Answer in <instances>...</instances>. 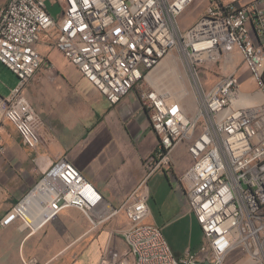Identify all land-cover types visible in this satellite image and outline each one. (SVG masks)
I'll list each match as a JSON object with an SVG mask.
<instances>
[{
  "label": "built area",
  "instance_id": "built-area-1",
  "mask_svg": "<svg viewBox=\"0 0 264 264\" xmlns=\"http://www.w3.org/2000/svg\"><path fill=\"white\" fill-rule=\"evenodd\" d=\"M47 2L59 6L57 15ZM190 7L201 12L183 28L179 17ZM44 37L110 105L136 89L157 138L140 181L119 207L66 157L56 159L30 194L48 201L49 216L74 207L97 228L122 209L127 249L108 248L99 264H264V0H8L0 9V63L18 85L0 95V122L10 121L30 148L43 141L46 125L23 89L44 62L38 50ZM233 50L254 88L242 89L245 77L235 73L204 88L200 64ZM171 51L188 62L199 98L193 115L144 87ZM257 93L258 103L242 102ZM179 144L191 158L181 181L202 240L196 251L176 257L161 228L143 220L147 180L157 171L172 173L171 153ZM19 212L13 207L0 224Z\"/></svg>",
  "mask_w": 264,
  "mask_h": 264
},
{
  "label": "crops",
  "instance_id": "crops-1",
  "mask_svg": "<svg viewBox=\"0 0 264 264\" xmlns=\"http://www.w3.org/2000/svg\"><path fill=\"white\" fill-rule=\"evenodd\" d=\"M7 1L0 0V9ZM41 43L38 50L44 56ZM215 63L219 78L235 73L254 84L236 50ZM33 77L23 93L30 103L41 98L42 104L35 107L42 109L46 125L43 141L30 148L10 121L0 122V221L13 207L20 209L11 223L0 224V264H99L108 248L126 251L121 235L128 226L125 215L93 228L74 207L49 216L48 201L30 194L52 163L66 157L111 205L118 206L140 181L143 160L156 146L149 110L136 89L110 105L68 61L44 63ZM190 164L185 144H179L171 153L173 173L157 171L147 180L149 213L143 222L161 228L176 257L196 251L202 240L181 181Z\"/></svg>",
  "mask_w": 264,
  "mask_h": 264
},
{
  "label": "rangeland",
  "instance_id": "rangeland-1",
  "mask_svg": "<svg viewBox=\"0 0 264 264\" xmlns=\"http://www.w3.org/2000/svg\"><path fill=\"white\" fill-rule=\"evenodd\" d=\"M48 10L52 15H57L59 12L60 8L57 4L51 5L49 2H47ZM201 9H195V8H188L180 17L179 21L181 23V26L183 28H187L200 14ZM41 45L46 47V55H44V62L43 64H50L52 63H57V64H62L63 62H67L65 57L58 52L54 48L53 45V39L52 38H47L44 37L41 41ZM48 54L49 57H48ZM169 61L170 65H173L175 67L176 74L171 76L167 68L165 67V61ZM218 63H214L213 61L211 62H204L200 64L198 68V74L200 76L201 82L203 84L204 88H211L213 84L216 82V80L219 78L220 70H217L219 68H215V66ZM212 66V67H211ZM215 68V69H213ZM218 72V73H217ZM153 77L156 78L157 81H161L163 84V91H166V89H169L168 92H166L167 95H171L173 97L177 96V98L183 97L185 93L187 94L181 99L180 104L183 106L185 112L188 115H193L197 111L199 107V98L197 91L195 89V86H193L192 82V76L188 67V62L184 57L179 55L176 51H171L169 52L166 56L163 57V60L159 62V64L154 67L150 73L147 75L144 81V87H150L153 88L149 82H148V77ZM34 78V77H33ZM32 79V78H31ZM30 79V80H31ZM263 81H264V74H263ZM29 82V81H28ZM18 85V79L14 73H12L9 69L5 68L0 64V91L1 95H8L10 90L13 89ZM242 89L244 90H249L254 88V84H251L249 82H244L241 85ZM37 96L36 99H33L31 101V104L33 107H35L37 104L41 105V98ZM37 105V106H38ZM35 111L39 114L41 118H43L42 114L40 111L42 109L36 108ZM44 119V118H43ZM172 169V168H171ZM173 173V169H172ZM122 203H120L117 207L121 206ZM116 207V206H115ZM121 213L124 214V211L121 209L114 217H117ZM125 215V214H124ZM112 217V218H114ZM111 218V219H112ZM103 225H99L98 228H102ZM121 230V229H120ZM123 230V229H122ZM121 230V232H122ZM179 241H182V238H179ZM108 249L104 251L101 255V259L103 256L107 253Z\"/></svg>",
  "mask_w": 264,
  "mask_h": 264
},
{
  "label": "bare ground",
  "instance_id": "bare-ground-1",
  "mask_svg": "<svg viewBox=\"0 0 264 264\" xmlns=\"http://www.w3.org/2000/svg\"><path fill=\"white\" fill-rule=\"evenodd\" d=\"M163 60V59H162ZM161 60V61H162ZM164 66L166 67L167 66V68H168V70H169V72L168 73H170V75L171 76H173V75H175L176 74V69H175V67H176V65L175 66H173V65H170L169 64V61L167 60V61H165V64H164ZM148 82H149V84L153 87V89L154 90H156L157 91V93H159V95H161L165 100H166V102H168V103H172V104H177V105H179L180 106V101H181V99L187 94V92L185 93V95L183 96V97H180V98H177V96H174L173 95V97L171 96V95H167L166 94V92H168L169 91V89H166V91H163L162 90V88H163V84L161 83V81L159 80V81H157L156 80V78H153V77H148ZM262 98V94L261 93H257V94H255V95H253V96H251V95H243V98H242V102H244V103H247V101L249 102V101H252V100H255V99H257V100H259V99H261ZM254 102V101H253Z\"/></svg>",
  "mask_w": 264,
  "mask_h": 264
}]
</instances>
